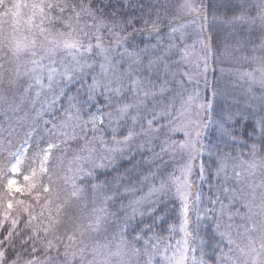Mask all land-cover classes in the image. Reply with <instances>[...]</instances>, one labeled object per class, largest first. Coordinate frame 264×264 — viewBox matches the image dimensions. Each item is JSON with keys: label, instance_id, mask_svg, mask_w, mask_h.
<instances>
[{"label": "snow or ice", "instance_id": "snow-or-ice-1", "mask_svg": "<svg viewBox=\"0 0 264 264\" xmlns=\"http://www.w3.org/2000/svg\"><path fill=\"white\" fill-rule=\"evenodd\" d=\"M0 264H264V0H0Z\"/></svg>", "mask_w": 264, "mask_h": 264}, {"label": "rangeland", "instance_id": "rangeland-1", "mask_svg": "<svg viewBox=\"0 0 264 264\" xmlns=\"http://www.w3.org/2000/svg\"><path fill=\"white\" fill-rule=\"evenodd\" d=\"M211 20V16H209ZM212 62V60H211ZM213 65L210 66L213 69V76L210 84V93L207 100L213 99V91L219 90L224 91L227 90L232 92L234 95H241L242 92V81L236 75L237 71L246 70V65L243 64H233L229 62H218L213 61ZM205 193H207V188L204 189ZM178 207V204H177ZM181 238L180 233H177V240ZM175 238L173 239V244H175Z\"/></svg>", "mask_w": 264, "mask_h": 264}, {"label": "trees", "instance_id": "trees-1", "mask_svg": "<svg viewBox=\"0 0 264 264\" xmlns=\"http://www.w3.org/2000/svg\"><path fill=\"white\" fill-rule=\"evenodd\" d=\"M213 63H214L213 61L212 62H211V60L209 61V68H208V72H207V84H205L203 76H201L199 78L198 90L200 91V93L204 99H208V96H209L208 93H210V91H209L210 90V84H211V80H212V76H213V69H211L210 66L213 65ZM136 159L139 160V157H137ZM117 167L119 169V173H124L125 169L131 170L132 163H130L127 159H121V160H119ZM111 175H117V173L113 172V173H111ZM111 175L109 178H111ZM18 179H19L20 183L23 184V177L20 176V177H18ZM17 196H18V198H23V199L27 198L26 195L21 196L20 194H17ZM170 222H172V221H170ZM175 222L178 223V221H175ZM177 233L174 236L175 240H177ZM165 235H167V233H165ZM113 243H115V241Z\"/></svg>", "mask_w": 264, "mask_h": 264}]
</instances>
